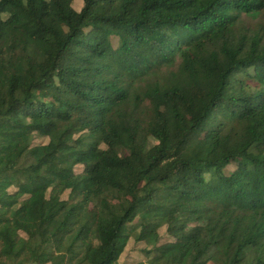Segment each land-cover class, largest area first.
<instances>
[{
  "label": "trees",
  "instance_id": "16d2710c",
  "mask_svg": "<svg viewBox=\"0 0 264 264\" xmlns=\"http://www.w3.org/2000/svg\"><path fill=\"white\" fill-rule=\"evenodd\" d=\"M262 12L0 0V264H264Z\"/></svg>",
  "mask_w": 264,
  "mask_h": 264
},
{
  "label": "rangeland",
  "instance_id": "374dc122",
  "mask_svg": "<svg viewBox=\"0 0 264 264\" xmlns=\"http://www.w3.org/2000/svg\"><path fill=\"white\" fill-rule=\"evenodd\" d=\"M74 8L76 10H80L83 6V4L80 1H75L73 4ZM250 21H253L252 23L255 22H263L264 23V12L262 13H257L254 15L249 16ZM113 40V45L116 47L117 46V39L112 38ZM48 142L47 138H34L33 144L38 145V144H46ZM84 166V162H81L79 165L75 167V173L79 174L82 172ZM229 170H232V167L229 168ZM15 189L11 188L10 192H14ZM68 194V191H66L63 195L62 198L66 199ZM159 236H160V244L167 243L171 240V238L167 235L166 233V227H163L159 229L158 231ZM24 236V235H23ZM147 249L146 245L141 243V242H136L134 239H130L128 242L123 254L120 257V262L123 263H128V264H133L136 262H141V261H147V258L145 257L144 250ZM211 264V263H209Z\"/></svg>",
  "mask_w": 264,
  "mask_h": 264
}]
</instances>
